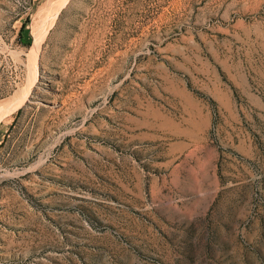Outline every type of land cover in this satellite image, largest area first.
Segmentation results:
<instances>
[{
  "label": "rangeland",
  "instance_id": "rangeland-1",
  "mask_svg": "<svg viewBox=\"0 0 264 264\" xmlns=\"http://www.w3.org/2000/svg\"><path fill=\"white\" fill-rule=\"evenodd\" d=\"M61 2L0 0V264H264V0Z\"/></svg>",
  "mask_w": 264,
  "mask_h": 264
},
{
  "label": "bare ground",
  "instance_id": "bare-ground-1",
  "mask_svg": "<svg viewBox=\"0 0 264 264\" xmlns=\"http://www.w3.org/2000/svg\"><path fill=\"white\" fill-rule=\"evenodd\" d=\"M68 0H63V2L59 3V5H57L53 10H52V15L50 16L49 20H52V22L55 20V18L57 17L58 13L60 12L61 10V7L64 3H67ZM44 12V11H43ZM46 14V13H45ZM41 17V16H40ZM47 18V17H46ZM51 22V21H48V23ZM45 23V22H44ZM49 26V25H48ZM38 31V30H37ZM44 31V32H43ZM46 32L45 30H41L40 32H38L36 34V38H37V45H36V49L37 51H39V48H40V44H41V41L43 40V38L45 37L46 35ZM34 50V59H35V62H37V59H38V52ZM27 96V95H26ZM21 102V101H20ZM17 108V105H15L14 103H11L9 105H5V106H1L0 107V122L3 121L7 116H9L15 109Z\"/></svg>",
  "mask_w": 264,
  "mask_h": 264
}]
</instances>
